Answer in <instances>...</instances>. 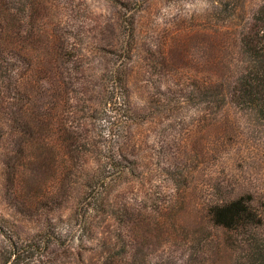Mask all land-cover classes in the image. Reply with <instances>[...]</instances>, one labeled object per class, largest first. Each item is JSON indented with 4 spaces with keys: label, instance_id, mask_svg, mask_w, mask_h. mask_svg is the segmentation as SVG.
I'll use <instances>...</instances> for the list:
<instances>
[{
    "label": "rangeland",
    "instance_id": "rangeland-1",
    "mask_svg": "<svg viewBox=\"0 0 264 264\" xmlns=\"http://www.w3.org/2000/svg\"><path fill=\"white\" fill-rule=\"evenodd\" d=\"M259 1L246 0L239 17L248 18ZM210 2L55 0L46 26L70 42L51 62L57 82L55 136L60 144V117L67 116L74 134L91 137L82 146L85 166L106 167L108 177L99 191L82 194L84 182L101 176L93 169L67 175L72 193L61 192V205L19 213L5 163L14 148L10 139L2 140L0 264L11 242H34L41 212L60 232L57 245L44 255L33 252L46 264H100L107 256L132 264H188L185 259L198 264L191 244L208 231L206 204L239 186L264 195V127L231 106L217 116L197 89L215 78L214 60L219 51L225 60L231 53L233 22H240L220 19L227 12L219 13ZM219 33L227 36L223 47L217 44ZM29 58L34 77L43 80L41 50H30ZM126 78L128 91L121 86ZM64 86L72 96L68 103L61 99ZM61 109L68 114L61 116ZM92 144L98 151H90ZM121 148L132 154L127 158L134 170L125 175L117 174L120 160L110 156ZM23 190L19 200L28 195ZM226 256L214 258L228 264Z\"/></svg>",
    "mask_w": 264,
    "mask_h": 264
},
{
    "label": "trees",
    "instance_id": "trees-1",
    "mask_svg": "<svg viewBox=\"0 0 264 264\" xmlns=\"http://www.w3.org/2000/svg\"><path fill=\"white\" fill-rule=\"evenodd\" d=\"M245 2L211 0L210 4L219 13L227 12L226 17L220 19L229 17L240 22H233L236 27L231 53L225 60L219 51L214 60L215 78L203 80L197 89L201 101L211 103L217 116L226 106H231L264 127V0H260L244 20L238 11ZM55 6V0H0V142L8 138L14 148L5 156L8 161L5 162L6 174L13 187L11 199L21 206H17V211L26 215L32 208L54 210L53 206L62 203L59 201L61 192L70 197L72 187L65 181L67 175L93 169L101 176L99 180L84 182L79 187L82 194L85 189L99 191L108 177L106 167L99 170L85 166L88 153L82 151V146L91 143V137L74 134L76 129L68 124L67 116L60 117V144L55 136L57 82L51 62L70 44L68 38L51 33L46 26V19L51 18ZM219 34L217 44L223 47L227 36L222 38ZM36 48L42 52L43 62L38 70L44 75L43 80L40 74L34 77L35 70L29 58V51ZM128 85L126 78L121 86L127 89ZM71 98L64 86L61 99L68 103ZM64 114H68V110L61 109V116ZM215 123L221 125L220 117ZM92 146L90 151H98L94 144ZM130 155L125 148L110 155L120 160L118 175L134 170L127 158ZM106 163L107 167L111 166L110 161ZM22 190L28 195L19 200ZM42 214L31 236L36 238L34 242L30 243L28 238H24V246L11 242L3 264H40L43 256L35 258L33 252L41 251L44 255L42 252L48 247L57 245L60 232L47 220L48 214L40 218ZM203 219L208 231L191 244V253L200 258L198 264H218L219 260L214 257L221 255H227L228 264H264V195L260 192L242 186L235 192L227 191L206 204ZM211 229L214 230L212 236ZM115 239L114 236L109 239L110 246L116 244ZM184 261L193 264L190 259ZM129 262L127 258L116 260L107 256L100 264H132Z\"/></svg>",
    "mask_w": 264,
    "mask_h": 264
}]
</instances>
